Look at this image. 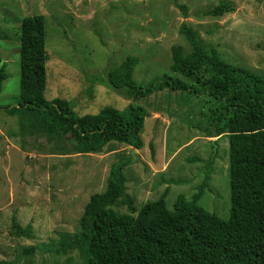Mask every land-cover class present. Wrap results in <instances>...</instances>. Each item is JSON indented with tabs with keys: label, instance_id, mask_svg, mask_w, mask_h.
I'll return each instance as SVG.
<instances>
[{
	"label": "rangeland",
	"instance_id": "rangeland-1",
	"mask_svg": "<svg viewBox=\"0 0 264 264\" xmlns=\"http://www.w3.org/2000/svg\"><path fill=\"white\" fill-rule=\"evenodd\" d=\"M222 1L233 11L202 14ZM37 14L46 17L45 97L70 101L79 115L98 113L106 105L123 110L132 102L126 89L112 87L107 79L129 54L140 58L134 73L140 84L170 73L172 46H183L185 53L192 49L181 33L184 21L206 49L216 48L229 63L264 75V0H0V68L5 65L7 75L0 106L20 100L21 21ZM137 103L150 113L144 146L110 142L86 154H65L71 136L51 142L28 113L0 110V263H82L78 245L61 244L74 236L90 196L106 190L112 165L131 156L136 159L124 168L125 195L136 209L166 189V204L173 208L180 195L190 200L203 186L198 204L229 218L228 137H207L193 126L212 99L165 89ZM114 208L130 212L121 199ZM14 225L27 234H16Z\"/></svg>",
	"mask_w": 264,
	"mask_h": 264
},
{
	"label": "trees",
	"instance_id": "trees-1",
	"mask_svg": "<svg viewBox=\"0 0 264 264\" xmlns=\"http://www.w3.org/2000/svg\"><path fill=\"white\" fill-rule=\"evenodd\" d=\"M179 7L187 18V7ZM231 11L233 7L222 1L202 14L221 16ZM46 33L45 15L22 19L20 100L0 110L12 116L28 113L29 121L51 142L71 136L65 154L96 153L110 142L142 148L150 113L137 101L165 89L210 97L212 104L200 110L193 126L207 137L227 136L229 140L228 219L198 204L203 186L190 200L180 195L173 208L166 204V189L157 200L136 209L125 195L124 168L136 159L131 156L112 165L106 190L90 196L74 236L61 248L78 245L84 254L79 264H264V75L229 63L216 48L206 49L197 30L184 21L181 33L192 49L185 53L183 46H172L170 73L140 84L134 77L140 58L129 54L108 71L107 79L112 87L126 89L132 102L123 110L106 105L98 113L79 115L70 101L45 97ZM6 78L2 65L0 93ZM150 147L154 154L153 142ZM214 159L212 155L208 167ZM119 199L130 212L114 208ZM13 229L16 234H27L19 225Z\"/></svg>",
	"mask_w": 264,
	"mask_h": 264
}]
</instances>
